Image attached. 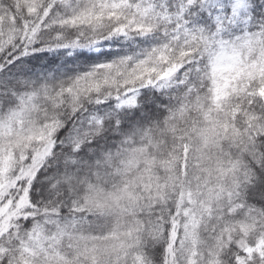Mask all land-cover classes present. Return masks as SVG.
Here are the masks:
<instances>
[{
  "label": "snow or ice",
  "instance_id": "obj_1",
  "mask_svg": "<svg viewBox=\"0 0 264 264\" xmlns=\"http://www.w3.org/2000/svg\"><path fill=\"white\" fill-rule=\"evenodd\" d=\"M0 264H264V0H0Z\"/></svg>",
  "mask_w": 264,
  "mask_h": 264
}]
</instances>
